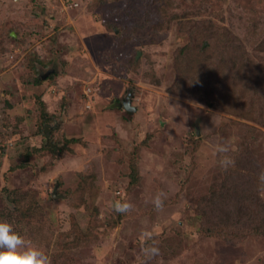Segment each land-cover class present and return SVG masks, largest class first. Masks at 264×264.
<instances>
[{
    "label": "rangeland",
    "instance_id": "rangeland-1",
    "mask_svg": "<svg viewBox=\"0 0 264 264\" xmlns=\"http://www.w3.org/2000/svg\"><path fill=\"white\" fill-rule=\"evenodd\" d=\"M187 45L220 65L195 96ZM247 184L264 204V0H0V210L6 192L36 207L11 223L23 246L51 264L69 242L71 264H264Z\"/></svg>",
    "mask_w": 264,
    "mask_h": 264
},
{
    "label": "trees",
    "instance_id": "trees-1",
    "mask_svg": "<svg viewBox=\"0 0 264 264\" xmlns=\"http://www.w3.org/2000/svg\"><path fill=\"white\" fill-rule=\"evenodd\" d=\"M16 35L18 36L20 34L16 32ZM16 39H19V38H16ZM203 44L207 45L205 46V50H209L211 46L213 45L212 42L211 43L209 42V44L207 42ZM182 50L184 51L181 52V55L177 57V61H176L177 66L179 65V73L181 74L180 78L181 80H183L181 81V83L186 87V89H189V91L191 92L190 95L195 96L198 94H202L203 92H205L202 89H204L203 86L207 78L214 77V76L217 77L218 68L220 66L218 64L219 61L216 62L210 56L205 57V59H201L200 61H199L198 55L197 56L190 55V57L183 58L185 55H187L186 52L188 51L190 52L191 47L187 45V47H184ZM33 54L34 55L32 56V59L30 61V67H31L32 72L36 74V77H34L33 80H31V82L39 86V84L43 83L45 79H43L42 77L40 78L37 77V74L39 73V68L37 66H39L38 64H40L41 66H44V65H43L42 60L38 56H36L35 53ZM184 61H186L187 65L183 64ZM187 74L190 75V77L185 76ZM183 76L184 78H182ZM216 81L222 82V80L219 79L218 77ZM186 92L187 90H185V93ZM249 99L252 102H254L253 100L255 99V94L250 96ZM39 133H40L39 135H43L47 141V144L45 145V149L48 147V150H50L53 156H60L59 154L62 152L63 148L57 147L58 145L57 142L53 141V138H52L53 131L51 132V134L48 135L46 134L45 131H43V129L40 128ZM71 142H74V140L72 139H70L69 141L67 140L65 141L64 144L68 146ZM243 188H244L245 196L243 192H242V195L244 196L245 202L242 201L240 203L239 209L247 210V208L252 206V210H251V213L244 216L246 218L244 219L245 222L242 225L241 224L240 225L244 228L243 229L244 231L247 232V230H250L254 238L258 239L260 237H264V204L262 203L260 199L259 201L258 199H255L254 190H253V188L255 187L252 186V184L251 185L247 184L245 185V187L243 186ZM6 193H7L6 200L8 204L11 203L15 209H11L9 206V208L5 211L0 210V215L3 214V216L0 218L3 220H7L10 223L18 222L19 218H21L20 220L21 222H28L32 220V216L37 210L36 207L32 205L30 206L26 205L24 201H21L17 197L11 196L9 192H6ZM255 201L257 204H254ZM237 216H240V215H237ZM237 216H236V219L240 223V220H243V219ZM239 227H237L236 229L238 230ZM238 231L243 232L242 229ZM213 234L218 235V233H214V232ZM95 235L96 234L93 233V229L92 230L90 229L86 233L81 234L78 239L79 240L82 239V246H86L96 241L97 236ZM75 248L76 246L72 242L66 243L65 247H57L56 248L57 249V253H56L57 260L53 264H71L72 257L74 258L76 256Z\"/></svg>",
    "mask_w": 264,
    "mask_h": 264
},
{
    "label": "clouds",
    "instance_id": "clouds-1",
    "mask_svg": "<svg viewBox=\"0 0 264 264\" xmlns=\"http://www.w3.org/2000/svg\"><path fill=\"white\" fill-rule=\"evenodd\" d=\"M220 150L224 151L223 148ZM229 162L227 158L221 160V163L225 165ZM155 202L159 206V195ZM116 210L124 209L117 204ZM0 264H51V260L42 248L23 246V238L13 229L12 224L0 219Z\"/></svg>",
    "mask_w": 264,
    "mask_h": 264
},
{
    "label": "water",
    "instance_id": "water-1",
    "mask_svg": "<svg viewBox=\"0 0 264 264\" xmlns=\"http://www.w3.org/2000/svg\"><path fill=\"white\" fill-rule=\"evenodd\" d=\"M47 76V75H46ZM130 100L128 99V101L125 103V105L128 103L129 104ZM126 107V106H125ZM127 108V107H126ZM135 110V109H134Z\"/></svg>",
    "mask_w": 264,
    "mask_h": 264
}]
</instances>
